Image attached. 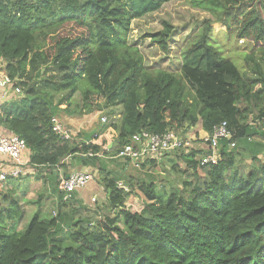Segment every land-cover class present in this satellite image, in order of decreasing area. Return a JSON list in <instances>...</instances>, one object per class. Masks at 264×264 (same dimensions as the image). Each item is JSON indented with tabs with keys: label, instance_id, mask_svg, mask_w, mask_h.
<instances>
[{
	"label": "trees",
	"instance_id": "1",
	"mask_svg": "<svg viewBox=\"0 0 264 264\" xmlns=\"http://www.w3.org/2000/svg\"><path fill=\"white\" fill-rule=\"evenodd\" d=\"M168 1L0 0V59L22 91L4 104L1 123L25 141L28 167L45 169L57 193L54 215L39 208L22 226L10 180L0 195V264H264V0H190L211 17L181 48L174 71L146 67L128 41L132 20ZM68 25L79 32L63 33ZM172 32L164 22L148 36L167 54ZM220 36L243 43L244 69L224 54ZM103 107L119 116L98 124L89 142L52 128L60 112ZM223 121L231 138L220 140L215 164L201 166L195 150L175 152L180 187L136 174L154 160L136 167L124 159L134 170L125 174L110 166L144 132L184 135L200 124L211 134ZM73 165L97 172L105 203L62 199L57 186ZM136 190L140 211L126 207Z\"/></svg>",
	"mask_w": 264,
	"mask_h": 264
},
{
	"label": "rangeland",
	"instance_id": "2",
	"mask_svg": "<svg viewBox=\"0 0 264 264\" xmlns=\"http://www.w3.org/2000/svg\"><path fill=\"white\" fill-rule=\"evenodd\" d=\"M210 17L211 15L207 11L192 6L190 0H170L164 3L159 10L132 20L128 41L130 44L139 48L144 57L146 67L165 68L174 71L179 67L178 63L180 62L179 55L181 48L186 44L187 40L196 33L202 23L207 19H210ZM164 22H167L173 28V32L167 41L169 45V52L167 54H163L158 45L148 36L149 34L163 30ZM217 30H220L218 32L219 35L222 31L220 28ZM62 31L63 33L76 34L79 32V29L68 25ZM215 37L217 38L216 35ZM221 38L222 36L217 40L222 46H224V54L233 58L240 68L244 69L245 64L243 53L239 52L243 49V47H241L243 43L239 41L238 44H234L233 40L227 41L225 38ZM107 113L110 112L107 111ZM125 161L126 160L122 158H118L114 162L112 161L110 166L112 168L117 165L119 168V166L124 164ZM171 164L173 163L170 162L167 166L162 164L155 170L153 167H148L143 172L138 170L135 172L137 175L139 173L138 176H143L144 179H148L149 175L152 174L156 184L166 183V180L168 179V181L172 182V184L170 183L171 186H173L175 182H178L177 187H180V179L178 175L171 170ZM149 171H151V173H148ZM92 173L94 181L97 182V172L93 171ZM25 177L26 176L15 181L18 184V187H16V194L24 217L22 218V226L30 220L32 215L40 208V205L42 206L45 203L48 199L47 196L49 195L47 190L43 191L42 187L38 184L24 180L23 178ZM183 177L193 180L189 175ZM7 184L6 188H0V195L1 193L6 192L7 189H11L10 185L13 187V184H11L10 181ZM100 196L103 198L102 200H104L106 196L105 190L101 191ZM143 201V194L136 190L131 193L126 200V207L132 211H140L143 207ZM51 209L50 205L48 207L44 204V211H42L41 216L45 218L49 217V214L54 215Z\"/></svg>",
	"mask_w": 264,
	"mask_h": 264
},
{
	"label": "built area",
	"instance_id": "3",
	"mask_svg": "<svg viewBox=\"0 0 264 264\" xmlns=\"http://www.w3.org/2000/svg\"><path fill=\"white\" fill-rule=\"evenodd\" d=\"M11 82L4 74L0 83V188H6L10 180H18L35 172L34 167H28L29 156L26 155L28 149L25 141L13 132L7 133L1 123L4 104L22 96L20 88L12 85ZM106 121V117L101 118L102 123ZM51 122L53 130L61 138L70 137L71 132L64 128L57 117H52ZM230 138L231 131L226 121L217 125L211 134L206 133L203 138H200V141L206 146V152L201 156L200 165L215 164L220 159V140ZM233 146L234 143L231 142L230 147ZM192 147L193 140L186 134L179 135L173 131L162 134L144 132L136 145H125L119 150L116 157L128 159L134 166L139 167L140 163L147 160L159 161L164 154L169 152L183 151L186 154L192 150ZM92 179V173L87 170L72 171L68 177L60 180L57 190L62 194V199L66 201L75 191L85 187ZM118 186L127 191L122 183L119 182Z\"/></svg>",
	"mask_w": 264,
	"mask_h": 264
},
{
	"label": "crops",
	"instance_id": "4",
	"mask_svg": "<svg viewBox=\"0 0 264 264\" xmlns=\"http://www.w3.org/2000/svg\"><path fill=\"white\" fill-rule=\"evenodd\" d=\"M4 64H5V62L2 59H0V83H1L2 76L5 74L4 73ZM11 84L14 85V82H11ZM17 99H15L14 101H17ZM75 99H77V97H75ZM104 108L105 107H103V110L95 109L91 113H86V114H77V113L74 114V113L70 112L66 115L65 113L60 112L58 114L57 118L60 121V123L64 126V128L69 130L73 134H76L79 131L81 133L83 131L88 132V131L92 130L94 127H97L98 124L99 125L104 124L101 122L102 117H106L107 121H108L109 118H112V117L117 118L119 116V108L115 107V108H111V110L109 109L110 113L104 112ZM69 110H71V108ZM205 135H206V133L201 129L200 124H197L196 126L189 128L188 132L186 133V136L193 140L192 150L197 151V153H205L206 152L205 144H203V142L200 141V138H203ZM259 139H261V138H259ZM111 146H112V143H110L108 145V148H110ZM26 155L29 156V150L27 151ZM73 160H74L73 157H68L66 159V162H68V164H71V163L74 164ZM175 160H176V153L174 151L169 152L167 154H164V156L159 161L154 160L156 162L154 170L157 169V167L162 165V164L167 166L168 163H170V162L173 163V161H175ZM150 165L151 164L148 162L145 163V167L143 170L145 171L146 168L150 167ZM112 168L116 169L118 171H121L124 174L129 173L130 171L131 172L134 171L133 168H131L129 163L125 164V165H120L119 168L117 165H115ZM34 170H35L34 174L27 175L23 179L27 180L29 182H33V183L38 184L39 186L42 187L43 191L47 190L49 195L47 196L48 199L45 201L44 204H45V206H48V207L50 205L52 208L51 211L54 213L56 200H57V193L53 192L51 190L52 185H51L49 177L47 175L48 173L46 172L45 169L34 168ZM81 170L89 171V168L78 166V165H73L71 172L72 171H81ZM148 173H151V171H149ZM37 174H40L39 176L41 178L37 179L35 177V175H37ZM187 175H189V174H186L185 177ZM189 176L194 178V175H189ZM102 190H104L102 185L98 181L95 182L94 179H92L85 187L75 191L72 194V198H75V199L79 200L80 202H82L83 204L91 206V207L95 206L96 204L101 205L102 203H105V199H106V196H105L104 200H102L103 198L100 196ZM44 204L42 206L40 205L41 212L44 211L43 210Z\"/></svg>",
	"mask_w": 264,
	"mask_h": 264
},
{
	"label": "water",
	"instance_id": "5",
	"mask_svg": "<svg viewBox=\"0 0 264 264\" xmlns=\"http://www.w3.org/2000/svg\"><path fill=\"white\" fill-rule=\"evenodd\" d=\"M98 133V127H94L92 130L86 132V131H83L82 134H83V140L85 142H89L92 140V138L94 136H96ZM66 177H68V174L66 175Z\"/></svg>",
	"mask_w": 264,
	"mask_h": 264
}]
</instances>
